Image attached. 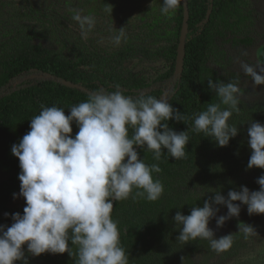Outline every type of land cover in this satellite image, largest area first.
Returning <instances> with one entry per match:
<instances>
[{
	"label": "clouds",
	"instance_id": "9594fccd",
	"mask_svg": "<svg viewBox=\"0 0 264 264\" xmlns=\"http://www.w3.org/2000/svg\"><path fill=\"white\" fill-rule=\"evenodd\" d=\"M180 4L181 0H163L161 12L173 14ZM72 19L85 38L95 26L94 17L82 16L78 10H73ZM125 39V27L116 28L113 43L119 46ZM242 68L255 86L264 85V68L260 72L247 64ZM207 83L220 102L209 103L195 117L192 130L226 147L239 133L229 118L240 111L244 93L235 83L211 79ZM170 120L184 122L185 115L166 96L134 99L124 95L119 85L111 92L101 88L89 93L88 99L72 106L68 115L63 108L42 106L31 119L30 130L11 148L21 169L20 192L14 197L22 196L26 206L23 214H11V226L0 225V264H27L25 245L33 256L66 252L73 256L70 243L77 247L75 264H129L120 246L117 222L111 218L113 201L128 199L134 188L142 190L135 196L148 201L161 197L164 186L152 175L160 173V167L146 165L135 146L153 152L156 160L163 150L176 160L183 158L188 130L175 131L165 122ZM73 123L78 127L74 137ZM130 128L134 130L131 137ZM247 133L252 150L247 169H264V124L251 122ZM256 182L257 191L243 185L240 190H229L227 197L217 191L202 207H192L189 215L177 212L174 223L182 227L176 239L183 243L204 239L217 253L229 250L233 234L216 238L209 223L215 218L217 227H222L227 220L238 218L241 204L247 206L249 215L264 214V175ZM218 205L227 207V215L217 216ZM238 228L245 239L257 234L245 222Z\"/></svg>",
	"mask_w": 264,
	"mask_h": 264
},
{
	"label": "trees",
	"instance_id": "16d2710c",
	"mask_svg": "<svg viewBox=\"0 0 264 264\" xmlns=\"http://www.w3.org/2000/svg\"><path fill=\"white\" fill-rule=\"evenodd\" d=\"M190 9L189 28L192 29L207 15L210 0H188ZM237 0H213L212 12L199 35L192 39L188 37L184 72L181 79H176L174 88L170 91L168 101L180 112L184 113L185 121L177 123L175 120L165 121L169 127L177 132L187 131L189 143L185 147L186 155L176 160L163 150L159 160L146 148L140 146L137 152L143 162L151 166L158 165L160 173L153 172V178H159L164 186V192L156 201H148L145 197L135 196V189L128 199L115 201L111 218L117 222L120 233V246L124 249L129 264H186L191 255L198 251L200 242H179L180 227L175 226L174 216L177 212L184 215L189 213V196L191 187L201 184V179L195 176L193 170L197 169L203 157L220 147L202 132H195L194 119L205 111L209 103H219V97L212 92L202 79V66L211 48L213 34L219 29L223 15L227 8ZM21 5L24 13L5 10L8 4ZM19 10L18 7H16ZM56 5H46L44 0H0V164L13 166L19 165L11 148L18 136L25 135L30 130L31 119L38 115L45 107H60L65 114L70 113V108L88 99V94L98 91L100 76L95 72L79 69L81 65H91L98 68L105 78L112 83L110 89L115 90L119 85L123 94L134 99L141 95H151L160 98L163 91L161 86L157 90L147 91V83L137 76H128L124 69L126 60L141 54L146 57L166 58L171 60L173 68L169 76H175L178 43L166 44L153 50L141 46H128L109 56L100 53L85 52L77 42L70 43L71 50L80 56L75 62L67 57L57 55L55 52L43 49L37 44V39L45 35L44 32L58 29ZM9 12V13H7ZM7 13V14H6ZM23 15L38 23L35 26H15L11 20ZM8 19V20H5ZM11 18V19H10ZM184 19V7L181 4V14L177 18L179 33ZM41 27L44 30H41ZM190 36V35H189ZM180 40V36H179ZM264 60V53L262 55ZM31 75H41L29 78ZM50 75V76H49ZM67 79L80 83L84 88L70 87L62 80ZM232 79L241 82V77L236 74ZM23 80L18 85L15 81ZM105 87L109 84L105 83ZM173 94H182L179 98H171ZM222 108L225 106H221ZM230 125L237 126L238 135L230 140L228 146L221 150L217 157V165L222 167L219 173L212 177L222 180L225 173L240 167L248 153L247 140L248 128L238 124L239 119L234 112ZM74 137L78 131L75 123L72 124ZM134 130L129 129V137ZM138 146H135L137 148ZM187 180V184L183 180ZM209 180H212L209 179ZM207 182V180H206ZM0 192V225L11 226V214H23L26 203L22 206H9L10 201ZM9 214L6 216L5 214ZM123 219V221H121ZM124 226V228H123ZM236 241H233L232 246ZM27 248V245H25ZM73 256L67 252L63 254H41L43 261L32 264H75L77 247L70 243Z\"/></svg>",
	"mask_w": 264,
	"mask_h": 264
},
{
	"label": "rangeland",
	"instance_id": "374dc122",
	"mask_svg": "<svg viewBox=\"0 0 264 264\" xmlns=\"http://www.w3.org/2000/svg\"><path fill=\"white\" fill-rule=\"evenodd\" d=\"M39 1V0H36ZM46 5H56L58 29L45 31L37 44L43 49L51 50L57 55L67 57L70 61H77L80 56L76 55L69 46L70 43H79L85 52L100 53L109 56L128 46H141L148 49H159L166 44L174 45L179 42V29L177 18L181 14L180 6L173 14L165 15L161 12L163 0H44ZM211 4V2H210ZM19 8V10L16 9ZM211 5L209 6V9ZM24 13L21 5L8 4L5 10ZM209 9L206 17L189 30L188 37L191 39L199 35L209 19ZM73 10H78L82 16L95 18L94 28L88 32L87 37L82 36V30L75 20L72 19ZM9 13V12H7ZM6 13V14H7ZM11 19V18H10ZM5 20H8L5 18ZM15 26L26 29L25 26H35L38 23L21 15L11 20ZM3 25H0V29ZM125 27L126 39L122 40L119 46L112 41L116 28ZM41 30H44L41 27ZM190 35V36H189ZM178 41V42H177ZM264 0H237L227 8L223 15L222 23L213 34L211 48L202 66V79L208 85L209 79L214 82L235 83L243 91L244 95L239 101L240 111L236 113L241 127L248 128L253 121L264 124V85L255 86L252 77L245 74L242 65H250L260 72L264 68ZM173 62L166 58L150 59L145 55L138 54L126 60L124 69L128 76H137L144 80L149 88L147 91L157 90L161 86V96L169 97L170 91L174 88L175 76H169L173 68ZM79 69L95 72L100 76L98 83L100 88L111 92L112 83L108 81L98 68L91 65H81ZM236 74L241 77V82L232 79ZM264 74V73H262ZM41 75H31L29 78ZM23 80L15 81L18 85ZM105 83L109 87H105ZM182 94H173L171 98H179ZM168 99V98H167ZM233 117L229 118V121ZM24 136V135H23ZM18 136L14 139H21ZM20 141L15 140V144ZM220 147L208 153L202 158L197 169L193 170L195 176L201 179V184L191 187L189 196V213L192 207L203 206V202L215 192L220 191L225 197L229 190H240V186H247L252 191L259 190L257 179L264 175V169H247L251 156V149L247 144V155L243 164L225 173L222 180L212 177L219 173L222 167L217 165V157ZM139 146L135 148L137 151ZM19 165L16 168L0 164V192L4 193L9 206L24 205L22 196L15 198L14 194L20 192ZM212 180H209L211 179ZM207 180V182H206ZM186 185L187 180H183ZM134 191V189H133ZM240 203V202H236ZM217 216L227 215L228 209L224 205H218ZM123 221V219H121ZM245 222L252 225L257 234L245 239L239 232L238 224ZM209 227L214 231L215 237L233 234L235 245L223 253H217L210 247V242L204 239H197L200 242L198 251L194 252L186 264H264V214L249 215L247 206L241 204L239 217H233L225 222L222 227H217L216 219L213 218ZM124 228V226H123ZM27 264L43 261L42 256H33L24 246ZM16 264H24L17 261ZM183 264V263H174Z\"/></svg>",
	"mask_w": 264,
	"mask_h": 264
},
{
	"label": "water",
	"instance_id": "95a60500",
	"mask_svg": "<svg viewBox=\"0 0 264 264\" xmlns=\"http://www.w3.org/2000/svg\"><path fill=\"white\" fill-rule=\"evenodd\" d=\"M183 7H184V19H183V25L181 29V35L180 40L178 44L177 49V59H176V67H175V78L181 79L183 72H184V66H185V57H186V46L188 42V33H189V21H190V9H189V1L188 0H182ZM213 6V4H212ZM212 6L209 9V13L212 11ZM210 16V15H209ZM50 76V75H49ZM62 82L70 87H80L84 88L80 83H75L67 79H63ZM113 205L115 207V201H113Z\"/></svg>",
	"mask_w": 264,
	"mask_h": 264
},
{
	"label": "built area",
	"instance_id": "2783aa9c",
	"mask_svg": "<svg viewBox=\"0 0 264 264\" xmlns=\"http://www.w3.org/2000/svg\"><path fill=\"white\" fill-rule=\"evenodd\" d=\"M210 2H211V4H210V5L212 6V4H213V0H210Z\"/></svg>",
	"mask_w": 264,
	"mask_h": 264
}]
</instances>
